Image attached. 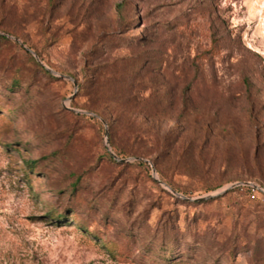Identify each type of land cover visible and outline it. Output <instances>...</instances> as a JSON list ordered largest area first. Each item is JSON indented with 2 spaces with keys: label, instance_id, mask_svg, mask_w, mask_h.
<instances>
[{
  "label": "rangeland",
  "instance_id": "374dc122",
  "mask_svg": "<svg viewBox=\"0 0 264 264\" xmlns=\"http://www.w3.org/2000/svg\"><path fill=\"white\" fill-rule=\"evenodd\" d=\"M0 37V264H264V0H0Z\"/></svg>",
  "mask_w": 264,
  "mask_h": 264
},
{
  "label": "trees",
  "instance_id": "16d2710c",
  "mask_svg": "<svg viewBox=\"0 0 264 264\" xmlns=\"http://www.w3.org/2000/svg\"><path fill=\"white\" fill-rule=\"evenodd\" d=\"M1 38V37H0ZM94 50H92L91 52L93 53ZM88 64V63H87ZM38 66V65H37ZM87 66H90V64H88ZM92 67L93 71L95 70L96 71V66H90ZM127 68L125 69L124 71V76L125 75H128L130 73V76L132 78H135V80L137 81V75H138V71L136 70V68L134 67H129V66H126ZM44 71V70H43ZM45 72V71H44ZM95 81V80H94ZM126 81H128V78H126L125 80L122 81V78L120 80V84H121V87H122V90H121V93H125L122 97L124 99V102H122L121 104H123V109H116L114 108L113 110L116 112V116L119 117V119H122V116L126 115V110L127 108L125 107L127 103H134V102H141L142 101V92H140V90H138L135 85L133 84H130L129 86H126ZM136 88V89H135ZM125 105V106H124ZM118 119V118H117ZM94 120V119H92ZM128 121L125 122V123H122V124H119L118 121L112 123V126L110 125V128L113 129V126L114 128L115 127H119L121 125L124 124V127L126 128V131H127V134L130 136H138L140 134V126L137 125L135 122H134V119L132 120L131 118H128L127 119ZM113 138V136H112ZM110 143H111V136H110V139H109ZM173 243L172 242H168L167 241V238L165 240H163L160 245H159V249H160V256L159 257V261L158 263L160 262L161 264H180L182 263L180 260H178L179 256L176 255L174 256V245H172ZM163 255V256H161Z\"/></svg>",
  "mask_w": 264,
  "mask_h": 264
},
{
  "label": "water",
  "instance_id": "95a60500",
  "mask_svg": "<svg viewBox=\"0 0 264 264\" xmlns=\"http://www.w3.org/2000/svg\"><path fill=\"white\" fill-rule=\"evenodd\" d=\"M34 56H35V55H34ZM35 58H36V60H38V58H37L36 56H35ZM38 62H40V61L38 60ZM46 70L50 72V70H48L47 68H46ZM107 136H108V133L106 132V134H105L106 140H107ZM113 156H114V155H113ZM114 158H115V156H114ZM152 172L155 173L154 170H152ZM247 185H248V184H247ZM236 186H237V185H236ZM234 187H235V186L229 187L228 189H226V191L229 190V189H231V188H234Z\"/></svg>",
  "mask_w": 264,
  "mask_h": 264
}]
</instances>
